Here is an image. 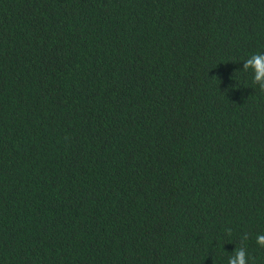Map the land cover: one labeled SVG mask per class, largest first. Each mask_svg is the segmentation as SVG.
Returning a JSON list of instances; mask_svg holds the SVG:
<instances>
[{
  "label": "trees",
  "instance_id": "1",
  "mask_svg": "<svg viewBox=\"0 0 264 264\" xmlns=\"http://www.w3.org/2000/svg\"><path fill=\"white\" fill-rule=\"evenodd\" d=\"M264 0H0V264H264Z\"/></svg>",
  "mask_w": 264,
  "mask_h": 264
},
{
  "label": "clouds",
  "instance_id": "2",
  "mask_svg": "<svg viewBox=\"0 0 264 264\" xmlns=\"http://www.w3.org/2000/svg\"><path fill=\"white\" fill-rule=\"evenodd\" d=\"M253 69L255 72L254 80L261 82V88L264 90V53L253 54L245 61V70ZM256 242L264 247V234L257 236ZM229 264H248V258L243 249H237L234 258L229 259Z\"/></svg>",
  "mask_w": 264,
  "mask_h": 264
}]
</instances>
